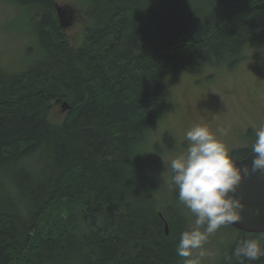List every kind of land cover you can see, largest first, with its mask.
Segmentation results:
<instances>
[{
    "label": "trees",
    "instance_id": "trees-1",
    "mask_svg": "<svg viewBox=\"0 0 264 264\" xmlns=\"http://www.w3.org/2000/svg\"><path fill=\"white\" fill-rule=\"evenodd\" d=\"M2 1L30 44L21 69L0 65V264H183L185 223L157 208L145 145L172 111V76L264 42V0ZM65 2L84 20L73 41ZM238 233L221 264L264 236Z\"/></svg>",
    "mask_w": 264,
    "mask_h": 264
},
{
    "label": "rangeland",
    "instance_id": "rangeland-1",
    "mask_svg": "<svg viewBox=\"0 0 264 264\" xmlns=\"http://www.w3.org/2000/svg\"><path fill=\"white\" fill-rule=\"evenodd\" d=\"M63 4L73 10L65 33L72 41L79 39L84 26L80 7L72 2L59 5ZM25 22L21 9L0 0V65L13 71L21 69L30 44ZM168 88L172 111L150 131L145 145L147 160L141 170L158 179L154 193L157 208L168 210L169 216L185 223V231L194 218L177 199L167 163L185 150L183 136L193 123L207 125L213 131L228 129V135L221 138L230 148L250 149L254 129L264 124V42L251 44L239 57L226 58L221 64L179 72L168 80ZM63 112L56 108L54 119L60 121ZM164 135L170 139L165 143ZM238 237V231L230 226L219 229L205 245L212 255L202 264H221Z\"/></svg>",
    "mask_w": 264,
    "mask_h": 264
},
{
    "label": "clouds",
    "instance_id": "clouds-1",
    "mask_svg": "<svg viewBox=\"0 0 264 264\" xmlns=\"http://www.w3.org/2000/svg\"><path fill=\"white\" fill-rule=\"evenodd\" d=\"M228 129L213 131L209 126L193 123L185 131V150L167 163L169 182L181 205L194 218L191 226L180 234L176 255L183 264H202L212 253L205 248L209 237L222 227L242 219L245 208L236 195L246 176L264 174V124L254 129L250 145L251 167H242L233 149L221 137ZM264 236L244 238L236 243L228 264H253L264 257Z\"/></svg>",
    "mask_w": 264,
    "mask_h": 264
},
{
    "label": "water",
    "instance_id": "water-1",
    "mask_svg": "<svg viewBox=\"0 0 264 264\" xmlns=\"http://www.w3.org/2000/svg\"><path fill=\"white\" fill-rule=\"evenodd\" d=\"M55 12L58 26L61 30L66 31L69 27L70 20L73 17V10L68 5H55ZM63 111L69 107L66 103L61 106ZM238 162L239 166L247 164L251 167L252 156L250 153ZM237 196L242 199L245 208L242 212L241 221L228 225L233 229L247 234H263L264 233V174L254 173L246 176L238 187ZM167 234V227L165 225Z\"/></svg>",
    "mask_w": 264,
    "mask_h": 264
},
{
    "label": "flooded vegetation",
    "instance_id": "flooded-vegetation-1",
    "mask_svg": "<svg viewBox=\"0 0 264 264\" xmlns=\"http://www.w3.org/2000/svg\"><path fill=\"white\" fill-rule=\"evenodd\" d=\"M238 150H245V151H249V148H243V147H238L236 149L233 150V152L238 151ZM250 153V152H249ZM244 159V158H243ZM242 160V159H241ZM166 233V232H165Z\"/></svg>",
    "mask_w": 264,
    "mask_h": 264
},
{
    "label": "bare ground",
    "instance_id": "bare-ground-1",
    "mask_svg": "<svg viewBox=\"0 0 264 264\" xmlns=\"http://www.w3.org/2000/svg\"><path fill=\"white\" fill-rule=\"evenodd\" d=\"M21 9V8H20Z\"/></svg>",
    "mask_w": 264,
    "mask_h": 264
}]
</instances>
